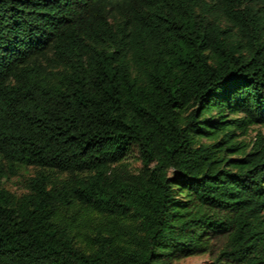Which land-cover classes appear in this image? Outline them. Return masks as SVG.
Returning a JSON list of instances; mask_svg holds the SVG:
<instances>
[{"label": "trees", "instance_id": "obj_1", "mask_svg": "<svg viewBox=\"0 0 264 264\" xmlns=\"http://www.w3.org/2000/svg\"><path fill=\"white\" fill-rule=\"evenodd\" d=\"M254 126L264 0H0V264H264Z\"/></svg>", "mask_w": 264, "mask_h": 264}, {"label": "rangeland", "instance_id": "obj_2", "mask_svg": "<svg viewBox=\"0 0 264 264\" xmlns=\"http://www.w3.org/2000/svg\"><path fill=\"white\" fill-rule=\"evenodd\" d=\"M261 134L264 136V126H254L251 127L248 134L241 138L247 144H252L256 140V136ZM123 165L127 166L131 171L138 172L141 170L142 165L137 157H131L123 162ZM40 172H44L49 175L54 180H61L66 178V176L61 174H56L55 172L40 170L33 166H18L17 172L15 174H9L5 177L3 183L4 187L13 193L17 197H22L23 195L29 193L28 183L29 180L36 177ZM211 261L210 255H201L185 258L177 264H208Z\"/></svg>", "mask_w": 264, "mask_h": 264}]
</instances>
